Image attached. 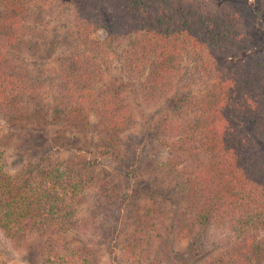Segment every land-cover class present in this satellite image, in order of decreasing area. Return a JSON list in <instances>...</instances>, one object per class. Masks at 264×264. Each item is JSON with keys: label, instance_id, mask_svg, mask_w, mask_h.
Returning <instances> with one entry per match:
<instances>
[{"label": "trees", "instance_id": "1", "mask_svg": "<svg viewBox=\"0 0 264 264\" xmlns=\"http://www.w3.org/2000/svg\"><path fill=\"white\" fill-rule=\"evenodd\" d=\"M44 3L0 0V108L28 124L40 120L37 109L52 84L5 57L38 36ZM71 14L82 27L76 24L77 37L66 39L55 73L64 102L59 130L122 161L137 119L123 87L108 80L118 64L141 80L140 96L149 105L176 87H199L184 101L189 113L166 114L157 126L168 149L157 167L173 179L181 202L169 207L157 200L147 218L161 224L171 218L168 229L174 234L178 227L181 239L206 226L225 232L221 250L203 264H264V152L258 146L264 144V54L234 59L248 42L239 11L213 9L204 0H76ZM99 28L107 31L103 40L91 37ZM8 151L0 131V229L8 239L31 248L32 234L45 236L38 248L45 264H102L89 247L74 250L63 235L81 224L82 203L99 193L103 202L123 204L130 199L125 187L76 158L41 156L13 172ZM131 244L130 264H161Z\"/></svg>", "mask_w": 264, "mask_h": 264}, {"label": "rangeland", "instance_id": "2", "mask_svg": "<svg viewBox=\"0 0 264 264\" xmlns=\"http://www.w3.org/2000/svg\"><path fill=\"white\" fill-rule=\"evenodd\" d=\"M204 1L213 9H234L242 15L248 42L240 54L234 56L236 61L243 62L264 54V0ZM75 2L45 0L36 18L38 36L29 37L25 45L8 51L5 57L10 65L15 63L21 70H30L35 78L40 76L44 83L52 84L51 90L47 88V98L37 109L40 120L36 123L14 120L0 108V131L8 140L10 169L15 172L27 161L41 156L76 158L82 164L103 169L125 187L130 199L123 204L103 202L99 193L82 203L79 210L83 216L81 224L72 227V233L63 235L74 250L89 247L100 257L102 264H130L133 256L127 246L131 243L138 251L141 247L149 252L152 263L157 260L161 264H203L221 250L227 237L225 232L206 226L181 239L177 235L180 233L178 227L174 234L168 229L171 218L165 224L147 218V208L157 200L164 201L169 207H176L181 202L173 179L169 180L157 167L168 156V149L157 135L158 122L166 114L178 117L189 113L184 101L201 89L179 86L165 101L149 105L140 96L141 80L132 77L118 64L108 80L123 87L126 102L134 109L137 119L136 127L127 133L123 148L125 158L122 161L109 159L79 141L78 137L60 131L58 110L64 102L56 82V69L66 41L77 37V26L82 27L71 14ZM69 31L73 34L69 35ZM91 37L103 40L107 31L103 28L93 30ZM258 146L264 152V144L259 141ZM133 236H137L136 239ZM32 238L31 248L17 247L0 229V264H45L38 253L39 243L45 236L32 234ZM146 260L138 264H147Z\"/></svg>", "mask_w": 264, "mask_h": 264}]
</instances>
